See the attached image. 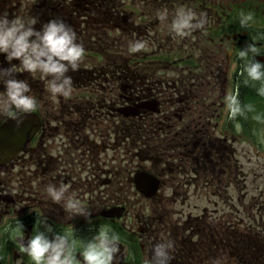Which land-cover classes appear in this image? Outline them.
Returning <instances> with one entry per match:
<instances>
[{
    "label": "flooded vegetation",
    "instance_id": "flooded-vegetation-1",
    "mask_svg": "<svg viewBox=\"0 0 264 264\" xmlns=\"http://www.w3.org/2000/svg\"><path fill=\"white\" fill-rule=\"evenodd\" d=\"M180 7L206 13V29L183 38L172 34L157 13L167 10L170 23ZM3 13L10 18H36L37 30L51 19L62 18L77 32L85 60L70 73L72 96L51 94V102L38 109L42 128L36 138L0 167V253L8 254L14 264L32 263L8 238L17 220L25 226V242L39 217L54 233L66 230L90 238L100 224L118 233V221L102 213L124 205L128 217L119 223L134 238L121 239L114 264H136L131 253L134 244L142 247L148 263L157 240L153 222L136 213L139 199L133 196L140 193L131 176L136 168L126 172L123 165L137 158L132 146L140 153L151 147V173L160 179L157 198L161 202L170 199L166 192L175 198L179 190L201 188L203 201L224 195V202L229 194L224 187L238 184L239 172L236 149L228 144L235 127L231 129L229 123L234 121L221 111L227 107L230 82L237 85L243 79L239 52L264 33V0H0ZM248 13L254 19L249 27H242L241 14ZM135 40L145 41V49L131 52L129 43ZM255 43L264 52V40ZM256 59L264 63V55ZM10 66L6 55L0 54V67ZM17 78L25 79L31 92L48 88L40 73L18 70ZM216 82L222 93L216 92ZM248 88L255 89L241 83L243 104ZM4 90L0 84V95ZM249 99L258 96L251 94ZM223 117L227 126L221 137ZM230 137L236 142L235 134ZM131 155L134 158L128 159ZM49 184L66 186L67 195L82 201L91 217L69 218L63 203L53 202L48 195ZM236 197L240 203L241 196ZM222 212L218 217L226 220ZM206 215L210 216L208 208ZM223 225L215 224L214 230L223 231ZM193 243L195 264H211L201 255L197 241ZM172 261L181 264V257Z\"/></svg>",
    "mask_w": 264,
    "mask_h": 264
},
{
    "label": "clouds",
    "instance_id": "clouds-1",
    "mask_svg": "<svg viewBox=\"0 0 264 264\" xmlns=\"http://www.w3.org/2000/svg\"><path fill=\"white\" fill-rule=\"evenodd\" d=\"M159 20L168 23L169 31L181 38L187 37L197 30H205L208 24L206 13L197 14L190 8L176 9L169 23L167 10L157 13ZM254 17L251 13L241 14L242 27H249ZM38 19L10 18L6 13L0 14V54H5L11 65L0 67V84L4 93L0 95V116L17 121V126L23 123L19 113H31L38 107L37 100L30 95L32 89L25 79L17 78L18 70L30 74L40 73L41 78H48V90L52 96H62L68 99L74 90L71 72L80 69L85 60V47L78 42V35L73 26L62 18H54L44 23L37 30ZM255 40H264V33L254 37V42L247 44L239 52L243 61L240 83L236 91L228 98L229 118H247L254 111L251 104H243L239 99L241 83L256 89L259 96L264 97V63L256 59L264 55ZM146 47L143 40L129 43V50L141 52ZM19 61V64L12 63ZM255 119L259 120L257 116ZM239 128V123L236 124ZM47 193L53 202L63 203L69 218L74 216L91 217V212L79 199L67 195L63 184L47 186ZM25 226L17 220L8 231V238L17 245L19 252L26 254L32 264H114L121 253V237L108 224H100L90 238H82L75 232H53L46 220L39 217L34 232L25 242ZM175 242L172 239H162L152 248L151 260L148 264H170ZM214 264H222L220 260Z\"/></svg>",
    "mask_w": 264,
    "mask_h": 264
},
{
    "label": "rangeland",
    "instance_id": "rangeland-1",
    "mask_svg": "<svg viewBox=\"0 0 264 264\" xmlns=\"http://www.w3.org/2000/svg\"><path fill=\"white\" fill-rule=\"evenodd\" d=\"M261 99H263L262 96L258 97L256 100L253 99V101L256 102ZM258 105L260 104L257 103L256 106L253 107L256 108ZM252 124H254V122ZM257 126V133L259 134L261 132L260 137L264 142V124H257ZM236 136L238 138V142L235 144V148L237 149V159L240 161L244 171L241 177L243 178V181H245L244 183L248 184L246 189L247 192L241 191L240 193H234L232 190H229V194L226 195L224 202L222 201L223 196H216L207 203L201 199L202 191L200 190L196 192V190L193 189L190 191V201H188V199L185 205H178L177 209H179V212H183L184 215L188 214L190 211L193 213H202L203 206H208L213 211L216 208L218 210H223V212L226 208V210L230 212L231 209L233 210L234 208L229 200L231 198L232 202H235L238 209H240L241 213L239 212V214L241 215V218L244 219V223L249 224L251 222L250 218H253L255 221L256 219L260 220L261 217L264 218V144L263 149L261 150L254 147V145L249 142V137L245 136L243 132L239 133L237 131ZM238 195L241 196L240 203L234 200V197ZM252 196L255 197L254 201L257 200L255 210H251L253 214L251 212L247 213L245 209V205L252 202ZM219 200H221L219 204L215 203ZM169 207L175 209L173 205H169ZM156 208L155 203L154 206L147 207L145 210L149 213L150 217L154 219L155 223L156 221L163 222V219L160 217L161 214L158 213ZM172 217L173 216H171V218ZM202 231H204L205 234H208V238L203 240V242L210 243L209 248H204V250L201 251V255L205 258L213 257L214 261L220 260L222 264H240L239 257L243 258L242 262L251 263L252 261V264H258L261 259L264 260V233L261 231L249 233L247 230L241 229V231L239 230L238 232L240 234L237 233L238 235L228 233L226 236L221 234H210L211 231L205 229H202ZM184 250L185 257L189 259L195 254L194 246H188ZM214 261H210L211 264H214ZM187 264H195V259L192 258Z\"/></svg>",
    "mask_w": 264,
    "mask_h": 264
},
{
    "label": "water",
    "instance_id": "water-1",
    "mask_svg": "<svg viewBox=\"0 0 264 264\" xmlns=\"http://www.w3.org/2000/svg\"><path fill=\"white\" fill-rule=\"evenodd\" d=\"M17 122H12L11 124L0 126V163H5L10 159L11 148L16 142H21L23 140L24 131L18 130ZM33 134V133H32ZM27 140L24 139L20 145L24 144Z\"/></svg>",
    "mask_w": 264,
    "mask_h": 264
}]
</instances>
